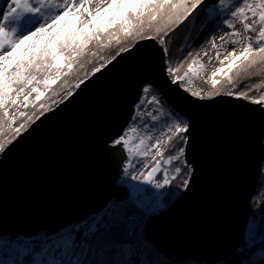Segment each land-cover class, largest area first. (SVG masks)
<instances>
[{"label":"water","instance_id":"obj_1","mask_svg":"<svg viewBox=\"0 0 264 264\" xmlns=\"http://www.w3.org/2000/svg\"><path fill=\"white\" fill-rule=\"evenodd\" d=\"M145 86L186 122L183 160L190 174L159 213L140 209L128 187L116 185L125 152L109 145L129 123ZM263 162L261 103L193 97L167 75L159 43L139 40L1 151L0 238H47L103 214L112 201V218L122 224L134 217L136 240L173 264H216L246 237Z\"/></svg>","mask_w":264,"mask_h":264},{"label":"trees","instance_id":"obj_2","mask_svg":"<svg viewBox=\"0 0 264 264\" xmlns=\"http://www.w3.org/2000/svg\"><path fill=\"white\" fill-rule=\"evenodd\" d=\"M179 1L154 0L153 4L147 6L143 11L139 10L138 13L132 11L127 18L118 22V25L121 24L120 22H124L126 26L118 28L117 36L107 40L103 34L94 36L96 42L93 41L79 59L77 58L78 60L72 61L74 54L70 52L77 46V38L81 37L80 30H75L73 26L64 28L57 37L56 47L61 53H67L70 57L68 65L60 69L53 63L52 55L45 51L24 70L26 77H23L22 80H30V84L26 85L24 84L26 81H21L14 85L13 97H17L14 104L0 103V153L40 115L65 100L81 82L139 40L153 38L159 43L164 53L168 76V73L173 75L188 73L190 68L195 66L193 52L198 49L203 38L213 30L214 22L218 21L212 20L211 14H206V12L220 0L216 2L214 0H183V4L187 5L188 12L193 9L198 10L193 14L194 21L198 24V30L189 34V37L182 36L184 31L182 27L186 24L188 15L187 9H185V14L178 8ZM170 17L171 19H168ZM158 18L167 19L164 22L160 20L158 23ZM163 29V34L159 35ZM164 34L169 36L167 44L171 47L164 42ZM176 40L181 41L184 45L179 51L173 52L170 59L167 55L170 49L177 44ZM162 41L164 45H162ZM256 49H258L257 54L254 53V56L248 57L236 68L238 69L236 75L232 74L233 70H231L221 82L228 85L231 79L232 85H234L241 79L236 76H243L246 73L248 76L250 75L249 83H256L254 76H259L258 86L252 91H246L248 83L242 82L240 85L242 90L240 87L229 88L225 94L263 104L264 42L256 45ZM20 55L18 58H12L11 64L18 63L23 54ZM7 68L6 65L0 67V83L6 81L5 69ZM173 70L175 72H172ZM37 90L40 94L36 93ZM24 97L29 100L22 102ZM178 127L170 126L165 135L164 148L156 156V163L159 162L162 165L165 173L163 175L161 170L155 179L161 192L159 199L161 206L156 210V213L165 210L183 191L190 174V168L183 160L185 129H178ZM165 160L168 161V164L164 162ZM261 187H264V183L260 182L257 191ZM145 191L151 193L153 189L149 186ZM112 215L113 213H109V216H91L82 223L67 227L55 235L44 239L24 240L25 243H19L10 238H1L0 240L5 241L0 250L5 251L7 243H16L15 247L20 248L17 264H38L39 261H36L35 255L47 264H173L148 244L136 240L135 233L138 224L135 218H128L122 224H118L111 217ZM53 245L58 246L54 248ZM261 251H264V233L257 230V234L253 238L245 237L238 250L229 258L216 264H253L262 258L261 255L258 257V253ZM183 264L207 263L190 261Z\"/></svg>","mask_w":264,"mask_h":264},{"label":"rangeland","instance_id":"obj_3","mask_svg":"<svg viewBox=\"0 0 264 264\" xmlns=\"http://www.w3.org/2000/svg\"><path fill=\"white\" fill-rule=\"evenodd\" d=\"M70 1L0 0V67L4 65L8 66L5 69V74L7 75L6 81L0 83L1 104H14L17 100V97H13L12 91L15 87L14 85L21 81H26L24 82L26 85L30 84V80H22L23 77H26V71L24 70L45 51H48L52 55L53 63L60 69L68 65L70 57H68L67 53H61L56 47L57 37L64 28L73 26L75 30H80V32L77 31L81 33V37L77 38V46L70 52L74 54L72 61L78 60L90 44L96 40L94 36L103 34L107 37L105 40L117 36L119 32L118 28L126 26L124 22H120L121 24L118 25L121 19L127 18L132 11H135V13H138L139 10L143 11L147 6L153 4L154 0H123L118 5L110 7L105 13L93 11L90 4L84 7H81V4L78 7H70L68 6ZM214 1L216 2L217 0ZM178 3L180 11L185 14L187 12L188 15L186 24L182 27L184 29L182 36L189 37V34L191 35V33L198 30V24L195 23V16H193L198 10L193 9V11L188 12L187 5L183 4V0H180ZM207 13L211 14L212 20L218 21L214 22L213 30L207 37L203 38L204 40L199 44L198 49L194 52L192 51L195 54V66L190 68L188 73L181 75L168 73L170 79L172 82L177 81L183 90L199 99L226 95L225 91L227 89L241 88L242 82L248 83V86L245 88L246 91H252L258 86L257 83L259 82L257 81L260 78L259 76H254L256 83H249L248 77L250 75L248 76L246 73L243 76H236L237 78L241 77L242 80L240 79V81L235 82L234 85H232L231 79L228 85H224L221 80L231 70H233L232 74L236 75L238 72L236 68H238L240 63L246 61L248 57L257 54L258 49H256V45L264 42V0H220L210 7ZM165 19L158 18L156 20L159 23L160 20L164 22ZM168 19H171V17ZM163 31L164 29L161 30L159 35H162ZM221 32L226 33L228 45L234 44V47H230L229 55L225 59L221 60L222 56L217 55L209 65L205 66L199 56L212 37ZM163 37L164 42L167 44L169 36L164 34ZM164 42L162 41V45H164ZM175 42L177 44L170 49L167 55L170 59L172 58V53L179 51L184 45L181 41L178 42L176 40ZM167 45L171 47V45ZM20 54H23V58L21 57L18 63L11 64L12 58H18ZM172 72L175 71L173 70ZM36 93L40 94L38 90ZM143 96L144 98L146 97V103L155 100L156 96V101H163L160 95L149 86H145ZM25 100L28 101L29 99L27 100L24 97L22 102H25ZM261 106L264 107V103ZM164 113L165 116H168L165 119L161 118L162 120L168 118L166 131L170 126H179L178 129L186 128L185 120L181 116L176 115L166 103ZM169 118L171 119L169 120ZM164 135L161 145L159 144L155 151H151L145 160L144 158L137 157L133 161L132 171L133 173H137H135L136 182L127 185L134 203L147 213H156V210L161 206L159 201L161 192L155 179L161 170L162 174L165 175L162 165L159 162L156 163V156L165 145ZM119 140H122V138ZM146 145L145 141L140 142L134 149L141 151ZM164 162L168 164L167 160ZM149 186L153 189L151 193L145 191L146 187ZM113 204L110 201L108 206H106L109 212L100 215L109 216V213L112 214L115 209L113 208ZM257 205L258 209L255 208ZM250 210L251 214L245 232L247 239L253 238L257 234V230H261L264 233V192H260L258 196L256 195L252 199ZM38 238L44 239L46 237L42 233H37L29 239L17 238L14 240H17L19 243H25L24 240H35ZM4 241L0 240V249L3 248L2 244ZM14 244L16 243H7L5 251L0 250V264H17L18 257H20L18 254L20 248L15 247ZM54 245L53 247L57 248L58 245ZM260 255L262 258H259L253 264H264V251L259 252L258 257ZM35 257L37 258L36 261H39L38 264H47L44 260H40V257H37V255Z\"/></svg>","mask_w":264,"mask_h":264},{"label":"built area","instance_id":"obj_4","mask_svg":"<svg viewBox=\"0 0 264 264\" xmlns=\"http://www.w3.org/2000/svg\"><path fill=\"white\" fill-rule=\"evenodd\" d=\"M145 88V87H144ZM144 88L139 101L134 106V112L127 126L124 128L121 136L114 140L109 145H119L125 152V158L122 164V173L119 176V180L116 182L117 186H127L130 183L136 182V174L133 173V161L137 157L144 158L148 157L151 151H155L157 146L161 145V140H163V135L166 134V124L168 123V118L162 120L168 116H165V102L162 100L156 101L152 100L150 103H146L143 94ZM171 118H169L170 120ZM122 138V140H119ZM147 144L145 148L141 151H136L135 146L139 145L140 142ZM120 143V144H119ZM141 147V146H140ZM136 152V153H135ZM140 173V171H139ZM264 183V162L262 163L259 183ZM264 192V187H261L259 191H255L253 198L259 193ZM252 198V199H253ZM107 208L103 210L104 214H107Z\"/></svg>","mask_w":264,"mask_h":264},{"label":"bare ground","instance_id":"obj_5","mask_svg":"<svg viewBox=\"0 0 264 264\" xmlns=\"http://www.w3.org/2000/svg\"><path fill=\"white\" fill-rule=\"evenodd\" d=\"M122 1L123 0H71L70 3H68V6L78 7V5L81 4V7H84L87 4H90L93 11L105 13L109 10L110 7L118 5V3ZM245 27L248 28L247 26ZM230 47H234V44L228 45L226 33H217L212 37L210 42L202 50L199 57L202 59L203 64L207 66L217 55L222 56L221 60L225 59L229 55ZM255 208L258 209V205Z\"/></svg>","mask_w":264,"mask_h":264}]
</instances>
